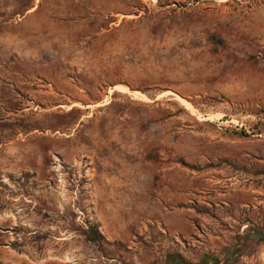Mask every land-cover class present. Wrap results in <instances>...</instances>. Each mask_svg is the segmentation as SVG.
<instances>
[{
  "label": "rangeland",
  "instance_id": "374dc122",
  "mask_svg": "<svg viewBox=\"0 0 264 264\" xmlns=\"http://www.w3.org/2000/svg\"><path fill=\"white\" fill-rule=\"evenodd\" d=\"M174 256L264 264V0H0V264Z\"/></svg>",
  "mask_w": 264,
  "mask_h": 264
},
{
  "label": "trees",
  "instance_id": "16d2710c",
  "mask_svg": "<svg viewBox=\"0 0 264 264\" xmlns=\"http://www.w3.org/2000/svg\"><path fill=\"white\" fill-rule=\"evenodd\" d=\"M89 241H94V240H89ZM171 260L173 262H177L178 264H187L179 256L171 257ZM201 264H207V261L204 259L201 261Z\"/></svg>",
  "mask_w": 264,
  "mask_h": 264
}]
</instances>
